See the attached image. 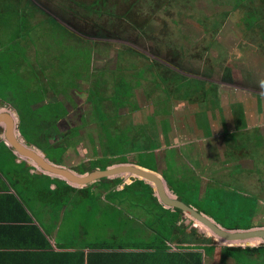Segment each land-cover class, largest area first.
Returning a JSON list of instances; mask_svg holds the SVG:
<instances>
[{
    "label": "rangeland",
    "instance_id": "1",
    "mask_svg": "<svg viewBox=\"0 0 264 264\" xmlns=\"http://www.w3.org/2000/svg\"><path fill=\"white\" fill-rule=\"evenodd\" d=\"M5 3L9 7L4 11L8 15L2 17L0 32V112L12 115L16 137L22 144L45 157L19 133V105L32 102L35 110L51 107L48 139L43 130L35 138L55 150L64 148L61 161L65 165L59 166L80 176L117 165L138 166L154 172L162 182L164 179L166 193L176 199L187 184L195 181L200 199L191 185L183 193L184 201L203 208L210 203L203 199L208 190L221 191L225 200L222 212L236 211L230 216L232 223L243 213L249 220L240 219L239 226L254 222L252 229L264 228V134L260 146L253 136L248 137L247 148H258L260 161L242 162L244 173L235 169L231 173V169L226 173L221 169L215 173L202 170L200 175L207 181L198 185L201 179L195 164H203V159L194 160L199 149L203 152L207 147L204 143L212 138L209 134L214 124L215 130L221 131L220 123L227 120L230 129H239L241 121L232 122L229 117L239 115L245 105L254 113L252 116L262 113L264 0ZM258 125V130H264V122ZM3 129L1 123V133ZM182 129L199 130L201 137L198 133L183 135ZM197 139L201 145L192 144ZM229 143V150L232 145L241 149L244 141ZM240 151L236 155L243 159L245 150ZM169 157L177 165L168 164ZM82 166L89 170L81 174L78 169ZM135 181L146 185V190L150 188L161 208L165 207L152 183L129 174L73 184L74 207L83 208L81 203L75 206L82 196L98 195L104 197L102 203L123 210L147 209L150 214L144 217L149 223L181 224L183 233H179L185 238L197 234L192 228L186 231L185 224H193L220 239L182 211L166 207L161 215L154 212L159 207L143 194L142 187L132 184ZM131 184V192H124L123 188ZM138 218L140 221L142 217ZM248 241L253 244L241 251L260 254V264H264V239Z\"/></svg>",
    "mask_w": 264,
    "mask_h": 264
},
{
    "label": "crops",
    "instance_id": "2",
    "mask_svg": "<svg viewBox=\"0 0 264 264\" xmlns=\"http://www.w3.org/2000/svg\"><path fill=\"white\" fill-rule=\"evenodd\" d=\"M7 7L5 0H0V32L2 17L8 15L4 13ZM238 114L229 117V120H240L242 125H239V129H230L231 123L227 118V123H220L221 131L215 130L217 124H214L215 128L208 133L212 138L204 143L207 147L203 148V152L199 149L194 158L203 159V164H195L197 175L202 170L215 173L218 169L225 170V173L227 169H231L230 173L234 169L244 173L242 162L256 160L258 148H247L248 137L253 136L256 146H260L264 130L257 128L260 122H264V105L261 114L252 116L254 113L248 111L247 105ZM197 133L201 137L199 130L188 132L182 129L183 135ZM199 139L197 143H189L201 145ZM240 139L244 141L241 144V149L245 150L244 160L236 155V152H241L240 147L232 145L229 150L228 146H231L229 142ZM176 157H179L178 153ZM173 159L169 157L168 164L174 167L177 162ZM204 177L200 175V182L196 179L198 185L207 181L203 180ZM73 197L72 183L41 170L32 161L19 156L0 132V264H260V254L249 255L241 251L253 244V241H223L206 234L201 227L193 224H185L186 231L192 228L197 234L185 238L181 234L184 228L181 224L161 221L149 223L144 217L150 214L147 209L123 210L107 202L102 203L104 197L96 195L90 198L82 196L75 206L81 203L83 208L76 210ZM254 198L258 201V197ZM257 209H253L254 216ZM136 210L143 214L138 216ZM167 210L162 207L156 208L154 212L161 215ZM113 216H116L115 219ZM138 217H142L140 221ZM112 219L113 222H107ZM210 220L221 227L212 218ZM253 223L250 229L255 225ZM202 233L204 235L199 236Z\"/></svg>",
    "mask_w": 264,
    "mask_h": 264
},
{
    "label": "water",
    "instance_id": "3",
    "mask_svg": "<svg viewBox=\"0 0 264 264\" xmlns=\"http://www.w3.org/2000/svg\"><path fill=\"white\" fill-rule=\"evenodd\" d=\"M3 124V135L6 142L19 156L32 161L38 168L50 174L62 177L75 185H86L100 179L108 178L118 174L133 175L136 179L152 183L159 201L168 208L178 209L204 227L208 228L214 235L225 241H244L249 239H264V228L249 229L246 231H227L216 225L207 216L195 210L193 207L183 203L179 199L173 198L166 193L164 184L160 177L154 172L145 170L134 165H117L105 170H94L87 175H77L69 169L50 163L45 157H42L35 150L22 144L15 134V122L9 113L0 112V124Z\"/></svg>",
    "mask_w": 264,
    "mask_h": 264
},
{
    "label": "trees",
    "instance_id": "4",
    "mask_svg": "<svg viewBox=\"0 0 264 264\" xmlns=\"http://www.w3.org/2000/svg\"><path fill=\"white\" fill-rule=\"evenodd\" d=\"M18 35L19 34H17V36ZM19 106H21L20 107L21 110L17 108L16 111H17V114H18V117H19L18 130H19V133L22 136V138L26 142H28L29 144H33L36 147H38L45 154L46 159H48L50 162H52L54 164H57V165H65V163H63L61 161V158H62V156H63V154L65 152V150H64V148L62 146H61L60 149H56L55 150L52 146L47 145L45 143L40 142L41 144H39L38 142H36L37 138H35V135L39 134L43 130L44 131L43 134H44L45 138L48 139L47 135H49V129H50V128L48 129L49 123H50L49 118L52 116V113L50 112L51 107L44 106V107H42L39 110H35V108L32 107V102L23 103L22 105H19ZM74 135L77 136L76 134H74ZM40 140H41V138H40ZM42 145H44V146H42ZM135 151H137V150H135ZM139 165H141L143 167H146V168H149V169L152 168V167H149L147 164H144V163L143 164L141 163ZM106 166H103V167L105 168ZM88 170L89 169H87L85 166H82V167H80L78 169V171L81 174L85 173ZM132 184H134L136 186H140V188L142 187L143 188V190H142L143 194L145 192L146 193V197L150 201L154 202V204L156 206L161 208L160 204H158L157 199L153 196V191L150 188H147V190H146L147 186L144 185L141 181H135ZM132 184L129 187H124L123 188L124 192L125 191H130L129 189L133 188ZM190 186L193 187L194 191H196L197 195H198L197 185L195 183L190 184V185L187 184L185 186V190L184 191L180 190L181 192L177 194L178 195V199L180 201H182L183 203H185L187 205H190V206H193L197 211L202 212L206 216L212 218L215 222H217L221 227H223L225 229H245V230H249L252 227L250 225V223H249V225L239 226L241 224L240 223V219L249 220V218H246L243 213L239 214V220L237 222L232 223L230 216L234 215V213L236 211L235 210H228L227 212H222V209H225V200H223V198H221L222 196L213 197V194H220V192H210L208 190L205 193V195H203V199L204 200H210V203L207 204V206H202L203 208H198L199 206L192 205L191 203L184 201L183 198H182L183 193L186 192V189H190L191 188ZM209 194H212L210 196V199H209ZM213 199L216 200L215 201L216 204H212L211 203V201ZM175 210H176V212H180V210H178V209H175ZM251 213H249V215ZM248 251H249V249H248Z\"/></svg>",
    "mask_w": 264,
    "mask_h": 264
}]
</instances>
